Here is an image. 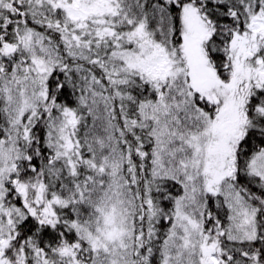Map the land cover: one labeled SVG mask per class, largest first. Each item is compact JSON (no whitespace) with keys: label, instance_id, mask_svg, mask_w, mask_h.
Listing matches in <instances>:
<instances>
[{"label":"snow or ice","instance_id":"snow-or-ice-1","mask_svg":"<svg viewBox=\"0 0 264 264\" xmlns=\"http://www.w3.org/2000/svg\"><path fill=\"white\" fill-rule=\"evenodd\" d=\"M0 264H264V0H0Z\"/></svg>","mask_w":264,"mask_h":264}]
</instances>
